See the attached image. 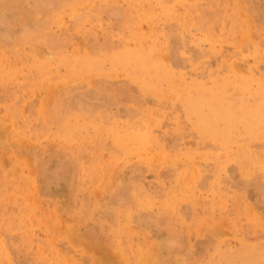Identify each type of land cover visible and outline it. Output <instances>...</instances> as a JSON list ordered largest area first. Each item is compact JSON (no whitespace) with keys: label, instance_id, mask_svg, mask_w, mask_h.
Segmentation results:
<instances>
[{"label":"rangeland","instance_id":"1","mask_svg":"<svg viewBox=\"0 0 264 264\" xmlns=\"http://www.w3.org/2000/svg\"><path fill=\"white\" fill-rule=\"evenodd\" d=\"M263 55L264 0H0V264H264Z\"/></svg>","mask_w":264,"mask_h":264},{"label":"bare ground","instance_id":"2","mask_svg":"<svg viewBox=\"0 0 264 264\" xmlns=\"http://www.w3.org/2000/svg\"><path fill=\"white\" fill-rule=\"evenodd\" d=\"M139 3V2H138ZM164 4V3H163ZM172 6V5H171ZM183 23V22H182ZM144 51V50H143ZM146 52V51H145ZM148 52V51H147ZM151 52V51H150ZM149 53V52H148ZM152 53V52H151ZM138 55H140V54H138ZM264 56V55H263ZM262 56V57H263ZM136 58H138V57H136ZM138 59H140V58H138ZM133 60H135V59H133ZM141 60V59H140ZM140 60H137V61H140ZM136 61V62H137ZM81 62V61H80ZM75 62H73V64H74ZM82 63V62H81ZM76 65V64H75ZM78 65V64H77ZM84 65V64H83ZM141 68V67H140ZM152 71V70H151ZM139 72V71H138ZM163 74V73H162ZM164 77V76H163ZM235 82V81H234ZM145 83H146V81H145ZM144 83V84H145ZM237 83V82H236ZM236 85V84H235ZM198 87H199V85H197ZM223 86V85H222ZM196 88V87H195ZM214 89H216V88H214ZM229 90H230V88H229ZM232 90H233V88H232ZM251 90V89H250ZM231 91V90H230ZM185 92H187V91H185ZM188 93V92H187ZM251 92H249V94H250ZM252 93H253V91H252ZM239 94H240V92H239ZM246 94H248V93H246ZM246 94H244V95H246ZM254 94H255V92H254ZM253 94V95H254ZM259 95V94H258ZM261 95V94H260ZM263 95V94H262ZM250 97V96H249ZM252 97V96H251ZM236 98V97H235ZM256 98H258V97H256ZM244 99V98H243ZM253 99V98H252ZM262 99H263V97H262ZM226 100V99H225ZM250 100V99H249ZM249 100L247 101V102H249ZM218 101V100H217ZM227 101H230V100H227ZM232 101V100H231ZM242 101V100H241ZM255 101V100H254ZM233 103V102H232ZM250 103V102H249ZM255 103V102H254ZM262 103H263V100H262ZM262 103H261V105H262ZM208 104V103H207ZM210 104H211V102H210ZM238 104V103H237ZM236 104V105H237ZM226 105V104H225ZM225 105L223 104V106L225 107ZM227 105H230V103L229 104H227ZM235 105V104H234ZM236 105H235V107H236ZM239 105H240V101H239ZM245 105V104H244ZM257 105V104H256ZM260 105V104H259ZM227 107V106H226ZM235 107H233L234 109H235ZM257 107V106H256ZM238 108H240V107H237V109ZM260 108V106L259 107H257V109H259ZM264 108V107H263ZM262 108V109H263ZM243 109V108H242ZM241 109V110H242ZM261 109V108H260ZM220 110H221V108H220ZM236 110V109H235ZM246 110V109H245ZM248 110V109H247ZM255 110V109H254ZM254 110H252V111H254ZM224 111V110H223ZM223 111H222V113H223ZM259 111V110H258ZM258 111H256V112H258ZM264 110H262V111H260V112H263ZM232 112V111H231ZM246 112V111H245ZM248 112V111H247ZM243 113V112H242ZM243 114H245V113H243ZM236 115H237V113H236ZM259 115H262V114H259ZM249 116V115H248ZM235 117V116H234ZM238 117H241V116H238ZM243 118H244V116H243ZM245 118H247V117H245ZM238 119V118H237ZM257 122V121H256ZM254 123V125H255V122H253ZM256 126V125H255ZM258 126V125H257ZM259 128V127H258ZM263 131V130H262ZM258 132V131H257ZM264 135V134H263ZM262 135V136H263ZM248 138H246V140H247ZM264 140V139H263ZM243 150V149H242ZM253 155V154H252Z\"/></svg>","mask_w":264,"mask_h":264}]
</instances>
